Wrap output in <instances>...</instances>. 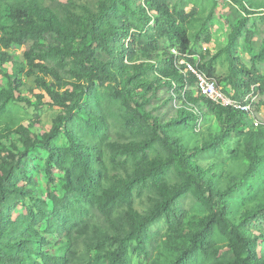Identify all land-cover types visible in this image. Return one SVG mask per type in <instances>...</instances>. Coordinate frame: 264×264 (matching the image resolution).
<instances>
[{"label": "trees", "instance_id": "1", "mask_svg": "<svg viewBox=\"0 0 264 264\" xmlns=\"http://www.w3.org/2000/svg\"><path fill=\"white\" fill-rule=\"evenodd\" d=\"M246 8V0H234ZM4 0H0V6ZM249 3V2H248ZM253 8L252 2L249 3ZM8 18L12 22L8 32L0 36V61L7 60V51L11 48L27 45L32 56L30 67L39 70L44 75H51L53 81L47 82L38 78L37 83L44 93L50 98L54 106L63 110L57 116L49 133L42 138L33 135L27 128L20 126L17 129L6 127L0 131V145L2 140H9L11 136L18 135L24 149L19 150L17 144L11 143V147H3L4 156L0 162V204L8 196L22 194L18 186L19 180L24 178L31 181L25 170V160L37 145L43 146L48 152L46 162L49 180L54 182L52 169L54 166L64 173V189L67 195H75V199L88 202L101 212L107 221L114 223V212L123 209L119 216L124 233L103 232L96 228L95 247L104 250L97 253L87 264H130V246L134 245V251L140 256L148 257L146 248L145 230L149 224L161 216H166L169 224L181 221V212L174 209L176 202L184 197L192 184H196L204 190L201 201L209 207L211 213L204 222L202 229L196 231L192 242L180 253L172 264H187L189 255L195 248L201 249L205 255L216 258L217 264H264V231L260 229L258 235H249V221L253 218L264 216V205H259L242 214L238 223H233L227 217V198L245 182L247 177L257 172L258 166L264 162V156L259 152L264 146L248 150L246 155L248 166L241 180L233 183L226 190H217L214 182L215 176L208 174L211 169L205 170L193 161L201 152L211 151L224 142L230 133L248 116L231 108H224L198 93L196 78L192 74L184 75L178 68V58L173 51L191 56L199 55L201 58L199 68L209 77L217 80L225 94L241 100L249 92L252 85H259L261 95L262 86L257 77L238 64L235 57L237 39L242 35L245 18L238 21L229 34L227 45L217 55L207 60V51L193 50L187 25L190 24L193 13L185 11L174 12L169 7L168 0H101L99 10L93 11L86 8L83 14L72 13L67 18H61L57 12L37 1H17L7 5ZM122 9L124 20L121 24L115 21ZM247 12H250L246 10ZM212 16V13L209 17ZM264 17V16H263ZM135 21L136 24L130 23ZM138 29L139 34L131 33L132 29ZM144 37L145 40L141 38ZM48 38L55 40L58 45L44 48ZM166 40L171 48H162L160 41ZM248 45L251 44V35L247 33ZM104 54L107 58H101ZM220 54H225L229 61V75L225 81L230 86V91L223 89V85L217 78L215 61ZM264 60V40L261 52L256 58ZM52 58L54 65L46 62ZM35 60L44 61L34 63ZM196 63L195 58H191ZM69 68L70 78L75 79L71 84L73 91L60 92L62 87V70ZM149 72L155 73L160 87L170 90L171 99L180 101V108L176 119L163 124L159 118L148 112H142L141 117L151 126V136L142 142H131L118 147L120 153L137 156L142 155L144 165H140L133 175L122 177L114 174L104 176L103 152L98 144H90L83 137L72 130L68 121H74L79 117L81 110L86 108L92 99L98 97L95 83L109 82L116 85L114 95L121 99L122 104L128 108L143 110L146 98L140 95L141 90L153 89V84L147 80ZM6 88L0 90V110L9 103H26L32 105L29 98L16 94L19 91L20 81L13 76L6 75ZM89 79L90 85H83L82 81ZM39 99L44 96L39 95ZM201 104H205L213 111L222 130L219 135L204 143L202 147L194 150L185 148L181 140L171 137L170 125L182 126L189 122L194 123L196 130H201L204 121V112ZM259 104V103H258ZM257 104V108H258ZM197 111L199 115H197ZM202 123L199 125V120ZM89 130L94 135H99L103 130V123L97 120L89 121ZM264 126L257 127L254 135L257 139L261 136L264 140ZM64 132L69 145L66 148L55 151L53 143ZM156 142H160L167 149V158H155L147 160V152ZM252 142H255L252 140ZM12 148L17 149L13 152ZM112 160L117 161V155H112ZM121 164V163H119ZM174 167L181 177V183L171 186L165 179L168 171ZM19 175L21 178H19ZM152 181L160 200L147 214L138 212L134 207L136 196H141L142 187L148 181ZM68 207V205H66ZM57 210V208H56ZM58 215V212H56ZM0 215V264H69L68 255H52L41 251L43 263L33 261L29 263L26 250L29 249L26 239L13 246L10 240H3L8 231V226ZM123 217V218H122ZM64 234L72 237L73 227L80 224L70 218L69 213L59 222ZM127 226L125 228L124 226ZM218 227L221 234L227 240V245L232 249L233 256L219 258L220 251L213 239V230ZM32 232L38 235L35 228L27 229V236ZM83 230L80 229L81 235ZM262 240V241H260ZM71 243V240H70ZM108 247L105 249V247ZM262 245V246H260ZM259 246L261 250H259Z\"/></svg>", "mask_w": 264, "mask_h": 264}, {"label": "rangeland", "instance_id": "2", "mask_svg": "<svg viewBox=\"0 0 264 264\" xmlns=\"http://www.w3.org/2000/svg\"><path fill=\"white\" fill-rule=\"evenodd\" d=\"M17 1H37L53 8L61 18H67L72 13H85L86 8L98 11L101 0H4L0 6V36L8 32L12 24L8 18L7 5ZM168 1L170 9L174 12L193 13L191 23L187 25L192 42L191 47L196 51L207 47V60L221 52L227 45L229 34L235 24L245 18L243 33L237 39L234 52L238 64L257 77L262 86L256 111L259 113V118L264 121V60L256 58L261 52L264 40V0H246V10L250 12H247L241 4L234 0ZM248 2H252L254 7L252 8ZM122 13L121 9L119 17L115 21L117 24L124 21ZM211 13L212 16L209 17ZM130 23L136 24L135 21ZM131 33L140 35L136 28L132 29ZM247 33L251 35V44L249 45L246 40ZM141 39L145 40L144 37ZM160 44L162 48L172 47L166 40H161ZM51 45L58 44L55 40L48 38L44 48L47 50ZM7 53V60L0 61V90L6 88V75L16 77L21 85L15 96L20 94L29 98L33 104L7 103L0 110V131L6 127L15 130L24 126L33 135L42 138L50 132L57 116L63 113V110L51 103L50 98L38 85L37 79L43 78L47 82L53 81L56 84L57 81L51 75H44L39 70L30 67L32 56L27 45L11 48ZM100 57L107 58L104 54H101ZM37 62L44 61H34V63ZM46 63L53 66L54 60L50 58ZM214 64L216 76L223 85V89L230 91V86L225 81L226 76L229 75V61L226 55L220 54ZM68 70V67L62 70L64 79L60 92L73 91L71 84L75 79L70 78L71 74ZM154 74L149 72L147 80L153 84V89H156V92L145 89L140 91V95L147 100L143 110L135 107L128 108L122 104L121 99H116L115 84L97 81L94 88L98 97L92 99L88 106L80 111L79 117H75L74 121H68L72 130L88 143L98 144L102 150L104 167L101 169L104 176L117 174L126 177L133 175L137 167L145 164L141 154L126 155L120 153L118 149L120 145L142 142L150 138L151 126L141 117L142 112H148L159 118L163 124L170 123L178 116L179 99L172 100L170 90L167 87H160ZM82 84L90 85L89 79L83 80ZM39 95L44 97L39 99ZM200 106L205 115L201 130L197 131L192 122L182 126L170 125L168 134L173 138L180 139L182 145L187 149L194 150L202 147L204 143L219 135L222 130V125L216 114L209 110L205 104ZM97 119L103 123V130L99 135H94L89 130L88 124L89 121ZM258 131L256 127L249 124L248 119L243 118L222 144L211 151L201 152L193 160L197 166L205 170L211 169L208 176H215L214 182L217 190H226L230 185L241 180L248 166L247 151L260 146L264 141L262 136L259 139L254 137ZM11 143L17 144L19 150L24 149L18 135L11 136L9 140H2L1 144L4 145H0V162L4 156H7L5 152H2L3 147H11ZM68 145V139L62 132L54 141L53 148L55 151H59ZM12 151L17 152L18 150L12 148ZM114 154L117 155V161L112 160ZM259 154L264 156V146ZM48 156L47 150L43 146L37 145L25 160L24 165L31 181L21 178L19 175L21 179L18 186L22 189V194L11 195L6 200H2L0 215L4 216L3 220L8 226L3 240H10L11 244L15 246L22 239H26L29 246V249L26 250L29 263L33 261L43 263L40 253L44 251L52 255H68L69 264H87L97 253L104 252V250L95 247L98 234L96 228H101L103 232L108 233L125 232L121 221H118L123 209L114 212L113 217L116 219L114 224L107 221L105 216L90 203L75 199V195H67L63 184L64 173L56 166L52 169L54 182L49 180L46 168ZM168 156L169 153L164 145L156 142L148 150L146 161L159 157L165 159ZM165 179L171 186L182 182L179 172L174 167L168 171ZM203 192L204 190L193 183L189 192L176 202L174 209L181 212L180 222L174 221V225H171L163 215L150 223L145 230L148 257L145 258V255L140 257L134 251V245H131L130 264H172L192 242L194 233L203 228L204 222L211 213L209 207L201 201ZM159 200L156 188L150 180L146 186L142 187L141 196L135 197L134 207L138 212L147 214ZM227 201V205L224 204L222 207H225L224 210L227 209V217L233 223H238L244 212L264 205V162L259 164L257 172L247 177L241 187L229 195ZM67 213L73 221L80 224L73 227L71 238L64 234L62 227L58 226V219L61 222ZM29 227L35 228L38 235L30 232L27 236L26 232ZM124 227L127 228L126 225ZM80 229L83 230L81 235L79 234ZM249 229L247 232L249 235H258L260 229L264 231V216L251 219ZM213 231V239L220 247L217 257H232L233 251L227 245V240L219 228L215 227ZM260 246L259 250H261ZM107 247L108 245L105 249ZM189 256L187 264H217L216 258H208L199 248H195Z\"/></svg>", "mask_w": 264, "mask_h": 264}, {"label": "built area", "instance_id": "3", "mask_svg": "<svg viewBox=\"0 0 264 264\" xmlns=\"http://www.w3.org/2000/svg\"><path fill=\"white\" fill-rule=\"evenodd\" d=\"M207 51V47H204ZM173 54L178 58V68L184 75L192 74L196 78L198 93L224 108H231L237 112L245 114L250 118L254 127L264 126V121L259 118V113L256 111L259 103L260 91L259 85H252L248 93L241 100L234 99L225 94L217 80L209 77L204 71L199 68L201 58L199 55L191 56L189 54H181L178 51H173ZM191 58L196 59V63L190 61ZM199 115V112L196 113ZM202 118L199 120L201 125Z\"/></svg>", "mask_w": 264, "mask_h": 264}]
</instances>
